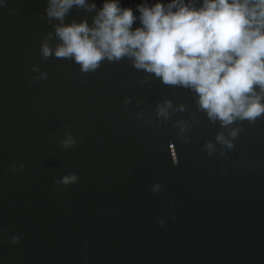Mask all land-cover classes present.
<instances>
[{
  "label": "water",
  "instance_id": "obj_1",
  "mask_svg": "<svg viewBox=\"0 0 264 264\" xmlns=\"http://www.w3.org/2000/svg\"><path fill=\"white\" fill-rule=\"evenodd\" d=\"M45 7L0 2V264H264V113L222 125L129 57H43Z\"/></svg>",
  "mask_w": 264,
  "mask_h": 264
},
{
  "label": "clouds",
  "instance_id": "obj_2",
  "mask_svg": "<svg viewBox=\"0 0 264 264\" xmlns=\"http://www.w3.org/2000/svg\"><path fill=\"white\" fill-rule=\"evenodd\" d=\"M73 7L92 12L91 23H65ZM135 7L134 13L121 0H101L99 7L95 0H46L57 43L43 42L42 56L71 58L83 72L105 58L129 57L163 83L195 92L199 108L222 125L264 113V0H141Z\"/></svg>",
  "mask_w": 264,
  "mask_h": 264
}]
</instances>
